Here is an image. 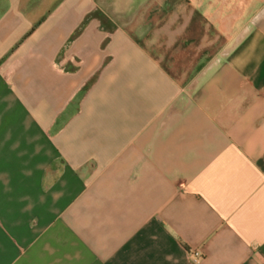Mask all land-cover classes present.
<instances>
[{"label": "crops", "instance_id": "obj_1", "mask_svg": "<svg viewBox=\"0 0 264 264\" xmlns=\"http://www.w3.org/2000/svg\"><path fill=\"white\" fill-rule=\"evenodd\" d=\"M0 264H264V0H0Z\"/></svg>", "mask_w": 264, "mask_h": 264}, {"label": "built area", "instance_id": "obj_2", "mask_svg": "<svg viewBox=\"0 0 264 264\" xmlns=\"http://www.w3.org/2000/svg\"><path fill=\"white\" fill-rule=\"evenodd\" d=\"M200 252L199 251H195L194 253H193V257L195 258V259H197L198 257H200Z\"/></svg>", "mask_w": 264, "mask_h": 264}]
</instances>
